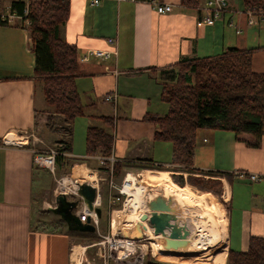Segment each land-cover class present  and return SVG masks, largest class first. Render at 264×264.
<instances>
[{
  "label": "crops",
  "instance_id": "obj_1",
  "mask_svg": "<svg viewBox=\"0 0 264 264\" xmlns=\"http://www.w3.org/2000/svg\"><path fill=\"white\" fill-rule=\"evenodd\" d=\"M70 1L61 36L76 45L79 58L95 49L117 51L109 58L90 55L80 62L77 85L85 114L75 120L73 137L76 129L85 128V149L77 147L75 137L76 151L72 142L71 153L83 159L78 169L87 170L85 176L96 172L100 190L103 186L104 191L109 189L108 175L97 171L102 156L86 152V131L90 126H103L101 116H112L114 124L107 129L114 134V148L105 160L123 161L125 173L152 162L151 166H173L185 178L189 174L216 176L223 183L226 207L225 221L220 219L223 229L214 223L223 248L227 251L226 238L229 249L246 251L252 235L264 237V137L257 147L248 133L200 129L193 165L184 169L171 163L172 143L156 140V125L144 117L162 114L166 102L161 97L159 71L183 57L215 55L233 46L252 48L253 69L264 72V25L248 24L243 13L247 0H228L227 12L212 25L200 22L202 12L184 6L181 0H162L173 4V11L165 14L142 1L104 0L97 7L87 0ZM11 2L3 0L6 6ZM229 19L236 27L229 26ZM39 84L29 29L20 21L0 25V264H72L77 255L74 232L78 231L68 224L65 230L45 229L35 219L36 203L51 190L47 183L50 171L35 163V156L43 150L36 145L39 137L33 130L39 123L37 111L46 102ZM108 94L112 100L105 99ZM8 137L21 143H3ZM239 170L260 174V178L255 182L240 178ZM233 223L239 232L234 240Z\"/></svg>",
  "mask_w": 264,
  "mask_h": 264
},
{
  "label": "trees",
  "instance_id": "obj_2",
  "mask_svg": "<svg viewBox=\"0 0 264 264\" xmlns=\"http://www.w3.org/2000/svg\"><path fill=\"white\" fill-rule=\"evenodd\" d=\"M144 1V0H141ZM186 7L200 11L201 0H181ZM13 10L29 20L31 50L35 54V78L43 83L46 103L62 118L66 139L58 148L56 163L63 175L72 173L83 160L71 155L73 124L85 114V104L77 85L79 55L75 44L61 36V28L70 15V0H31L25 15L26 3L12 0ZM264 9V0H247L246 7ZM9 24L0 19V25ZM27 27V26H26ZM252 48L229 47L223 52L204 57H183L175 64L161 68L163 81L162 99L168 104L163 114L147 113L144 120L156 125V140L173 145L171 163L189 169L194 162L197 135L200 129L228 130L235 134L254 136L253 146H260L264 137V72L253 69ZM103 126H90L86 131L88 155L110 157L114 148V134L107 128L114 124V117L101 116ZM55 127H54V126ZM143 166L150 167L152 162ZM124 167L123 161L104 160L97 171L108 176L113 171L118 177ZM174 174L175 181L184 186L186 181L210 189L208 181L201 176L187 178ZM195 177V178H194ZM230 177V176H229ZM206 184V185H205ZM214 185H222L219 180ZM217 193V192H216ZM210 195V194H209ZM114 205L112 207H117ZM39 223V221H37ZM61 230L66 222L60 217L48 224ZM145 264H182L148 258ZM227 264H264V237L252 235L246 251L230 248Z\"/></svg>",
  "mask_w": 264,
  "mask_h": 264
},
{
  "label": "rangeland",
  "instance_id": "obj_3",
  "mask_svg": "<svg viewBox=\"0 0 264 264\" xmlns=\"http://www.w3.org/2000/svg\"><path fill=\"white\" fill-rule=\"evenodd\" d=\"M142 2H145V1H142ZM95 7H97V6H95ZM28 27H29V25L27 26V28ZM42 85H43V83L40 82L39 86L41 87ZM167 111H168V104L165 103V105L163 106L162 114L166 113ZM51 116L54 117V120H53L54 125L60 127V126H63L65 124L62 121V118L58 117L55 114L54 109L51 106H49L46 102H45L44 106L39 108V110L37 111V120L39 121V123H38L37 127H35V130H33V134H35L37 137H39V140L37 141L38 143H36V145H39L41 150H43V151H46L48 149H57V147L59 148L61 146L62 140L66 139V133L63 130L57 129L59 127L52 129V127H51L52 124H51V120H50ZM80 119H81V117L79 119H77V121ZM101 121H102V124L104 125L103 120H101ZM76 135L77 136L73 137L72 142L74 141V139L76 137L77 147L78 148L80 147V149L82 148V150H84L85 149V128L84 129H81V128L76 129ZM31 138H33V137H31ZM73 145H74V142H73ZM74 150H75V145H74ZM78 155H80V154H78ZM78 166L75 168L74 172L66 174L65 176H71L73 178L84 179V176L87 173V170H85L84 168L78 169L79 168ZM144 169H151L152 172H150V174L156 175L157 177L161 176L162 172H165V175L170 177V178L168 177L169 178L168 181H170V184L172 186H174V188H177V189L187 188L190 191H192L193 193H195V195L201 197V200L203 201V209L205 211V215H204L205 225L208 227L211 235H215V237L218 238L219 247L221 248V251L225 252L227 254L226 262L223 264H227L228 253H229L227 240L225 238V242H226V246H227V251H226L223 248L224 244H223V241L221 239V235L219 234V232L217 231L216 226H215V224L217 222L220 225L219 227L221 229H223L220 219L222 217V219H224V221H225V217H226V207L223 204L225 201L223 200V197H222L223 189H224L223 183L220 186L213 184V181H215V180L221 181V180L219 178H216V176H214L212 174H209L208 178L201 176V178L208 181L207 186H211L210 189L204 190V189L199 188V186L190 183L189 181H186L184 186H181L180 184H178L175 181V179L173 178V176H174V174L178 175L179 173H176L173 166H171L170 168L166 167V166L165 167H162V166H151V167L143 166L140 169L135 170L134 172L140 173L141 177L144 178V175H143ZM59 174L61 176H63V173L61 171H59ZM124 176H125V172H124V170H122L121 174L118 177H114V181L117 184H120L122 182ZM192 176H194V175H192ZM109 179H110V177L107 178V181L105 183H107L109 181ZM158 182L160 184V181H158ZM171 182H173L177 185L175 186ZM251 182H255V181H251ZM47 183L50 184L51 190L49 193L46 192L45 194H43L42 200H38V202L36 203L35 210H36L37 214H36L35 219H36V223L39 226H42L45 229L48 228L49 230L59 231V229L58 230L53 229L52 227H50L48 225L49 223L55 222L60 218V215L49 210L50 207L56 205V196H57L56 188H57L58 182L56 181V178L50 174V177H48V179H47ZM236 183H238V181H236ZM159 186L157 185L156 188H154L155 189L154 191L153 190L152 191L147 190V191L149 193L151 192V194H153V195L157 194V195H164L165 196L164 188L162 187L161 184ZM108 187H109V185H107V188ZM104 188H105V186H103V188L101 187V193H102V197H103L104 201L101 205L103 215H102L101 222H100V228H98V230L95 233H92V234L90 233L91 235L88 232H74V234H76V237H74L75 238L74 243L78 244L75 246V253H79L81 255L82 254V249H81L82 246L89 245L93 242H101V241L105 240V236H107L111 233L110 223L112 222V210L114 209V207H112V206H110V204H108L109 201L107 199H108V195H109V190L104 191L103 190ZM202 196L208 201L209 206H207V202L205 201V199ZM106 197H107V199H106ZM68 198L74 199L76 197H75V195H68ZM146 198H147V196L143 197V199H146ZM117 207H119L117 209H122L123 206H122V204H120ZM173 208L176 209V211H177V212H175V214H178L177 217H178L179 221L181 220L179 218L180 217L179 214H180L181 218L183 219L182 223H186L187 226H189V224H192L193 226H195L196 229L199 228L197 231L199 232L200 235H203L205 233L203 231H204V229H206L205 228L206 226H203V227L200 226V223H201L200 220H201V218L203 219V216H201V215H203L202 214L203 211L201 209H197V213H196V209L194 208V205L192 206L191 204H182L181 202L175 203V206H173ZM198 216H199V218H198ZM234 217H235V214H234ZM37 221H39V223ZM130 223L132 224V221L129 220V224ZM231 227H232L231 228V235H232V238L234 240L235 237L239 234V232H238V228H237L236 223H233V225ZM63 229L65 230L66 227L64 226ZM127 229H128V231L125 234L132 235L131 231L135 232L134 229L129 231V227ZM222 231L224 234L225 231L224 230H222ZM224 236H225V234H224ZM211 246H213V249L215 251H217L218 243L211 241ZM141 248L142 249L138 250L137 257H140V255H139L140 252L144 253V264L146 263V260L149 257L152 259H155V260H161V261H166V262H175V263L177 262V263H182V264H217L216 261H214V262L206 261V258L203 256H199L198 253L184 252L181 250L182 247L178 248V250L164 249L163 247H161V245L159 243V238L151 240V243L148 246V250L143 246H141ZM183 248H185V247H183ZM84 252H85L84 253L85 255L83 254V263L82 264H86V258L93 260V261H96V262L101 261V259L98 256V246L87 248L86 251H84ZM134 261H135V258L133 257L131 259V262L133 263ZM110 264H116L114 259L110 260ZM118 264H126V263L125 262H119Z\"/></svg>",
  "mask_w": 264,
  "mask_h": 264
},
{
  "label": "built area",
  "instance_id": "obj_4",
  "mask_svg": "<svg viewBox=\"0 0 264 264\" xmlns=\"http://www.w3.org/2000/svg\"><path fill=\"white\" fill-rule=\"evenodd\" d=\"M26 3L25 8V15L28 14L29 8H30V2L31 0H22ZM104 0H87L90 6H100L103 3ZM118 3L125 2V1H134V2H140L141 0H114ZM145 2L149 3L159 14H165L170 13L173 11V4L164 3L162 0H144ZM229 8V2L228 0H204V2L200 6L201 16L200 22L208 25L214 24L217 20L221 19L223 17V14L227 12ZM243 13L247 17V22L250 25H264V9L259 8L257 6H248L243 11ZM0 19L3 21H7L8 23H14L16 21H20L23 26L29 25L28 19H23V15L19 14L16 10H13L12 4L9 6H6L3 4V0H0ZM228 24L231 27H236L235 22L232 19L228 20ZM237 32H240V29L237 30ZM110 44H115L114 38L108 39ZM117 51L113 50H102V49H95L90 50L83 56H80L79 61L84 62L87 61L90 57V55H93L98 58H109L112 54H116ZM106 100H112V95L108 94L105 96ZM3 143L5 144H14V143H21L20 141H15L12 138H4ZM57 149H49L46 151L38 152V154L35 156V163L40 166L47 168L50 173L56 178V181L58 182L57 188H56V194L64 193L67 196L68 195H75V197L78 196V188L81 183L88 182L92 185H94L97 188V195L94 201V206H100L103 203V198L100 190V182L98 178L96 177L95 181H91L88 177L84 176V179L81 178H73L71 176H61L58 171L57 163H56V156L58 155ZM112 156V155H111ZM110 156V157H111ZM108 158V157H107ZM101 163L105 160V157H100ZM113 164L115 160L113 158L107 159ZM153 165V164H152ZM154 166H159L158 164H154ZM96 174L95 173H92ZM238 177L240 178H249L252 181H256L260 178V174L248 172L246 170H239L236 172ZM59 175V176H58ZM110 179L108 181L109 185V195H108V201L110 206L114 205H120L122 204V209H117L119 207H115L112 210V217L115 211H121L126 208V205L128 203V199L131 196V193L133 190L136 189L138 185H140V181H142V177L140 173L127 171L125 173V176L120 184H117L114 181V175L113 171L111 170V174L109 175ZM108 177V178H109ZM149 191H154L153 188H148ZM146 205H148V202L155 198L157 196L149 193L148 191L145 192L144 197ZM150 209H148L145 212H142V214L139 215V217L132 221V224H130L129 230H133L135 226L140 223L141 228L143 231L144 236L139 238L135 235H128L125 234L122 227H118L116 231L114 232L113 228V222L110 223L111 225V233L107 236H105V240L101 242H93L89 245L85 246V250L87 248L98 246V256L101 259V261L96 262L93 260H90L86 258V264H110V260L114 259L115 263L118 264L119 262H125L126 264H144V253L140 252V257H137L138 250L142 249L141 246L145 247L148 250V246L151 243V236H149L150 231H148V228H144L141 220V216L144 213H149ZM78 214L80 215V218L83 222H87L88 219H91V222L95 224L97 227L100 223V218L98 217V214L95 211H89V209L82 205L78 209ZM154 231V229L152 228ZM160 236V235H159ZM108 245H107V244ZM160 243V242H159ZM161 244V243H160ZM135 258V261L132 263L131 259ZM83 263V256L81 257V264Z\"/></svg>",
  "mask_w": 264,
  "mask_h": 264
},
{
  "label": "water",
  "instance_id": "obj_5",
  "mask_svg": "<svg viewBox=\"0 0 264 264\" xmlns=\"http://www.w3.org/2000/svg\"><path fill=\"white\" fill-rule=\"evenodd\" d=\"M97 195V188L84 182L79 185L78 196L69 199L64 193L56 196V205L50 207V210L60 215V217L68 224L69 229L78 232H96L97 226L91 222L89 218L87 222H83L78 214L80 206L85 205L89 211H95L98 217H102V208L94 206ZM149 213L141 216L142 221H147L151 228L154 229L156 236L160 235L159 242L167 249H178L186 247L189 244L191 230L186 223L178 220L175 210L172 206V199L166 198L164 195H157L148 202ZM135 236L141 238L144 236L141 224L138 223L135 228Z\"/></svg>",
  "mask_w": 264,
  "mask_h": 264
},
{
  "label": "bare ground",
  "instance_id": "obj_6",
  "mask_svg": "<svg viewBox=\"0 0 264 264\" xmlns=\"http://www.w3.org/2000/svg\"><path fill=\"white\" fill-rule=\"evenodd\" d=\"M143 172H144L143 174L144 178L142 179V181H140L141 184L138 185L136 189L133 190V192L131 193L126 208L121 211H115L113 214L112 222H113L114 232L118 227H122L124 233H127L128 225L131 224V223L129 224V220L133 221L134 219H137L139 215L142 214V212H145L149 209L148 205H146L145 203V199H143L145 192L148 190V188L154 189L156 188L157 185L159 186L160 184L165 190V197L172 199V206H175V203L177 202H181L182 204H191L192 206L194 205L195 208L201 209L203 211V213L201 212L203 214L201 215L203 216V219L201 218L200 220L201 221L200 226L202 227L206 226L204 221L205 211L203 209V201L201 200L200 196L195 195V193H193L187 188H181V187H180L181 189L174 188V186L170 184V181H168L169 176H166L165 172H162V175L159 177H157L156 175H151L150 174V172H152L151 169H145ZM86 177H88L91 181L96 180L95 175H90V176L86 175ZM158 181H160V184ZM171 183L175 185L173 182ZM174 210L175 212H177L176 209ZM179 216H180L179 218L181 219L180 222L182 223L183 219L181 218L180 214ZM142 225L144 228L149 229L148 231H150L149 236H151V239H158V238L160 239V236H156L154 234L151 226L148 224L147 221H143ZM188 227L191 230V235L189 237V244L185 248L182 247L181 248L182 251L189 253H198L199 256L205 257L206 261H210V262L216 261L217 264H223L226 262L227 254L221 251V248L219 247L218 238L215 237V235H211L207 226L205 227L206 229L203 228L204 229L203 232H205L203 235H200L199 232L197 231L199 228L196 229L195 226H193L192 224H189ZM131 234L135 235V232L131 231ZM211 241L218 243L217 251H215L213 249V246H211ZM160 245L164 249H167L164 245L162 244ZM81 249L83 251L85 249V246H83ZM81 257L82 255L77 253V255L74 257L75 258L74 263L72 262V264H81Z\"/></svg>",
  "mask_w": 264,
  "mask_h": 264
}]
</instances>
